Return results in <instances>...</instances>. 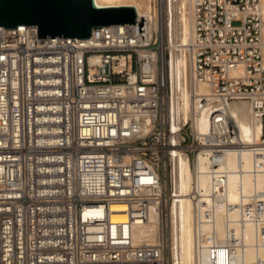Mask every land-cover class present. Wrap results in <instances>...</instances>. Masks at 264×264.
Returning a JSON list of instances; mask_svg holds the SVG:
<instances>
[{
    "label": "built area",
    "instance_id": "2783aa9c",
    "mask_svg": "<svg viewBox=\"0 0 264 264\" xmlns=\"http://www.w3.org/2000/svg\"><path fill=\"white\" fill-rule=\"evenodd\" d=\"M191 9L192 79L209 90L193 98L197 110L210 111L206 133L195 135L189 121L176 141L167 121L161 34L149 19L94 28L87 40L38 39L36 26L0 27V264H167L164 230L154 246L134 245L131 232L151 213L163 218L172 196L164 167L173 151L192 169L206 158L211 202L203 223L248 216L264 246V189L246 204L229 203L223 168L233 153L242 173L248 152L251 174L264 179L260 1L191 0ZM239 101L260 126L258 143H243L226 115ZM115 203L124 206V222L111 220ZM207 241L199 264H231L230 247L214 230Z\"/></svg>",
    "mask_w": 264,
    "mask_h": 264
},
{
    "label": "bare ground",
    "instance_id": "6f19581e",
    "mask_svg": "<svg viewBox=\"0 0 264 264\" xmlns=\"http://www.w3.org/2000/svg\"><path fill=\"white\" fill-rule=\"evenodd\" d=\"M97 7H134L136 15L150 20L152 32L161 34L160 63L163 76L168 85L167 121L175 141L181 127L192 122L195 135L206 133L210 109L197 110L193 95L206 96L207 86L193 83L187 46L191 40V0H94ZM262 13V46L264 61V0H259ZM158 7V9H157ZM156 55L153 60L156 62ZM226 115L232 118L239 129L241 141L245 144L258 143L260 126L254 123L246 102L229 103ZM242 173L239 158L233 153L226 157L224 169L228 172L227 200L229 203H248L250 194L264 189L262 175L251 174L254 166L248 152L241 155ZM170 172L169 211V253L170 264H199L201 250L208 253V241L214 230L217 238L230 247L227 257L231 264H264V246L257 238V230L250 217L242 215H216L213 226L203 223V208L211 202L208 197L209 177L206 158L199 156L194 160L193 169L187 157L179 151H173ZM198 170V171H197ZM201 173V174H199ZM195 187L201 197L195 200ZM244 198L239 196V191ZM124 206L115 203L111 210V220L124 222L126 217L119 212ZM163 218L151 213L148 220L132 229L134 245H157L163 234ZM205 222V221H204ZM234 237V238H232ZM232 238V239H231ZM200 241L196 243V241ZM236 242L238 245H236ZM202 245V249L201 246ZM219 259V263L225 260ZM260 260V262H259Z\"/></svg>",
    "mask_w": 264,
    "mask_h": 264
},
{
    "label": "water",
    "instance_id": "95a60500",
    "mask_svg": "<svg viewBox=\"0 0 264 264\" xmlns=\"http://www.w3.org/2000/svg\"><path fill=\"white\" fill-rule=\"evenodd\" d=\"M134 7H97L94 0H0V27L36 26L37 38L87 40L94 28L134 25Z\"/></svg>",
    "mask_w": 264,
    "mask_h": 264
},
{
    "label": "rangeland",
    "instance_id": "374dc122",
    "mask_svg": "<svg viewBox=\"0 0 264 264\" xmlns=\"http://www.w3.org/2000/svg\"><path fill=\"white\" fill-rule=\"evenodd\" d=\"M158 1V0H157ZM153 4V0H152ZM158 9V7H157ZM233 25H237V23H233ZM159 48H161V43L159 44ZM201 156V155H200ZM164 184L166 186V195H170V172H171V166H165L164 167ZM170 201V200H169ZM168 201V204L166 206L165 212L163 214V230L166 235V245H165V254H166V261L167 264H170V253H169V211L168 207L170 202Z\"/></svg>",
    "mask_w": 264,
    "mask_h": 264
}]
</instances>
